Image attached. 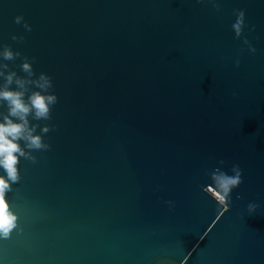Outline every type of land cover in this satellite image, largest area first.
I'll return each mask as SVG.
<instances>
[{
    "label": "water",
    "instance_id": "95a60500",
    "mask_svg": "<svg viewBox=\"0 0 264 264\" xmlns=\"http://www.w3.org/2000/svg\"><path fill=\"white\" fill-rule=\"evenodd\" d=\"M218 3L0 0V43L58 98L35 122L55 125L49 149L8 193L19 230L0 264H264V0ZM233 164L226 210L206 173Z\"/></svg>",
    "mask_w": 264,
    "mask_h": 264
},
{
    "label": "clouds",
    "instance_id": "9594fccd",
    "mask_svg": "<svg viewBox=\"0 0 264 264\" xmlns=\"http://www.w3.org/2000/svg\"><path fill=\"white\" fill-rule=\"evenodd\" d=\"M196 3L209 4L219 11L218 0H196ZM233 15L235 19L231 24V31L234 38L239 39L245 27V13L241 9L234 11ZM14 23L22 24L25 31H31V26L23 20L22 15L15 16ZM11 39L23 41L24 37L13 34ZM241 42L250 54H255L256 48L246 38ZM18 57V67L23 75H18L5 63L15 61ZM33 63L34 57L22 56L19 50L14 51L11 46L0 43V240L8 239L13 230H19L18 216L12 210L8 193L20 181V160L35 163L36 157L33 153L49 149L50 145L44 141V135L55 129L54 124L35 123L51 119V110L58 98L52 91V78L44 72H34ZM239 63V59H236L234 66L238 67ZM218 164L223 165L224 161L220 160ZM206 174L210 183L205 186L213 190L220 204L228 210L230 194L242 182L239 165L233 164L228 172L214 168ZM165 204L170 211L175 206L173 201H165ZM258 207V204L249 202L246 212L251 215Z\"/></svg>",
    "mask_w": 264,
    "mask_h": 264
}]
</instances>
